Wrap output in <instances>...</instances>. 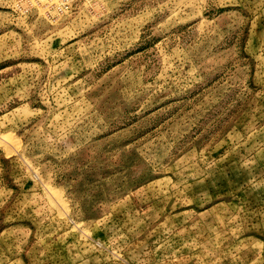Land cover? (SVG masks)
<instances>
[{"label":"rangeland","instance_id":"obj_1","mask_svg":"<svg viewBox=\"0 0 264 264\" xmlns=\"http://www.w3.org/2000/svg\"><path fill=\"white\" fill-rule=\"evenodd\" d=\"M0 264H264V0H0Z\"/></svg>","mask_w":264,"mask_h":264}]
</instances>
